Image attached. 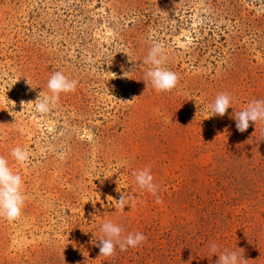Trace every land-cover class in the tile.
I'll list each match as a JSON object with an SVG mask.
<instances>
[{
  "label": "rangeland",
  "instance_id": "374dc122",
  "mask_svg": "<svg viewBox=\"0 0 264 264\" xmlns=\"http://www.w3.org/2000/svg\"><path fill=\"white\" fill-rule=\"evenodd\" d=\"M153 42L172 92L143 82ZM55 71L77 88L41 115L28 102L51 95ZM221 93L231 107L212 116ZM254 100L264 0H0V156L26 195L17 221L0 218V264H217L233 251L264 264V122L241 133L234 119ZM145 168L157 196L135 182ZM105 222L147 240L100 257Z\"/></svg>",
  "mask_w": 264,
  "mask_h": 264
},
{
  "label": "clouds",
  "instance_id": "9594fccd",
  "mask_svg": "<svg viewBox=\"0 0 264 264\" xmlns=\"http://www.w3.org/2000/svg\"><path fill=\"white\" fill-rule=\"evenodd\" d=\"M165 61L166 48L160 42H153L144 60L145 64L152 65L145 73L143 82L146 88L150 83L157 93H162L172 92L178 86L177 74L163 66ZM126 74L128 73L126 72ZM77 83L76 80L69 79L61 71H55L47 82V88L51 95L41 99L40 93L34 102L28 103L34 106L36 113L47 114L50 112L51 106L59 100L61 94L71 93L76 90ZM230 103L231 98L228 94H218L214 103L210 105L212 116L224 117L227 110L231 107ZM21 104L24 105L25 103L22 101ZM234 119L236 128L241 133L247 131L250 122H254L255 125L257 122H264V100L252 101L245 110L235 114ZM11 156L22 166L26 165L30 160V152L21 147L12 149ZM133 175L140 189L157 196V185L153 182L150 169L145 168L134 172ZM25 202L26 195L23 191L21 175L14 173L8 161L3 156H0V218L7 220L9 223L17 221L22 215ZM156 202H161L158 197ZM116 203L120 205V209L123 211L125 205H128V198L122 194L120 200ZM101 231L104 236L99 240L100 243L97 246L99 247L100 257L106 259L115 255L117 246H119L121 252H125L129 248L140 246L147 240V237L140 232L129 233L122 237L123 229L111 222H105L101 227ZM212 249L215 252L216 245H212ZM218 257L217 264H238V260L242 261L243 264H248L243 255L238 258L235 251L220 254Z\"/></svg>",
  "mask_w": 264,
  "mask_h": 264
}]
</instances>
